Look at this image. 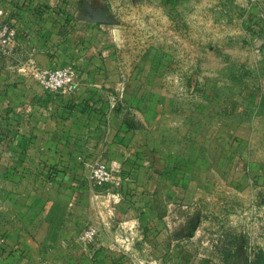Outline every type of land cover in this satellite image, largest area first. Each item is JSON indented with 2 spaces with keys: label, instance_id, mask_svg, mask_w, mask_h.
Returning <instances> with one entry per match:
<instances>
[{
  "label": "crops",
  "instance_id": "crops-1",
  "mask_svg": "<svg viewBox=\"0 0 264 264\" xmlns=\"http://www.w3.org/2000/svg\"><path fill=\"white\" fill-rule=\"evenodd\" d=\"M150 1L161 5L128 12L127 21L171 24L175 0ZM88 5L118 25L83 21ZM0 9L19 32L0 61V233L5 234L0 264H40L47 257L55 264H79L82 253L74 246L79 233L99 213L108 230V211L135 228L144 246L115 251V235H104L101 225L104 248L94 264H137L132 260L139 257L140 264H199L205 240L199 224L191 234H167L168 222L160 218L165 205L159 202L167 191L161 185L178 175L179 193L188 191L181 180L187 172L182 164L188 157L181 150L185 131L194 136L232 128L264 135V0H179L185 29L181 25L180 33L192 35L196 58L191 61L199 76L194 93L177 95L164 91L156 75L171 52L154 43L144 53L127 47L126 27L108 0H0ZM179 58L184 67V53ZM31 60L49 69L74 65L77 91H46L26 67ZM174 124L179 125V160L169 154ZM100 160L115 168L121 187L92 182ZM46 169L55 175L47 178ZM210 178L200 192H215ZM95 198L106 202L95 204Z\"/></svg>",
  "mask_w": 264,
  "mask_h": 264
},
{
  "label": "rangeland",
  "instance_id": "rangeland-1",
  "mask_svg": "<svg viewBox=\"0 0 264 264\" xmlns=\"http://www.w3.org/2000/svg\"><path fill=\"white\" fill-rule=\"evenodd\" d=\"M108 1L111 3L112 12L116 16H120L122 24L127 28H124V32H122L127 47H138L139 52L144 53L147 46L151 45L153 48L152 44L154 43L155 46L160 47L158 50L164 48L171 52L168 65L163 67L161 72H156V75H161L164 91L177 95L180 92H186L185 90H191L193 85L198 86V79H195L199 76L196 75L197 67L191 61L194 54L190 48L193 43L192 35L189 32L180 33L181 25V29H185L182 22H179V0H175L174 7L169 8V15L173 20L171 24L169 22L154 23L152 19L149 21L135 19L130 24L126 19L128 12L142 13L144 9L141 6L145 7L150 4L155 7L161 3L150 0H146L149 1L148 4L141 2L142 0L137 3L132 0ZM182 53L186 57V62L183 63L184 67L181 66L182 60L179 58ZM181 78L184 79L180 80ZM174 100L176 101V99ZM176 103L179 107V100ZM181 107L183 105L179 108ZM173 119L179 121V116H175ZM169 133L170 137L167 136V138L171 139L170 143H174L170 148L173 151L169 150V154L171 158L177 157L179 160V125L174 124ZM183 134L185 145L181 150L184 151L188 159L185 158V163L182 164L187 172L181 180L184 181V186L188 191L179 193V187H176L179 186L177 185L179 183L178 175L169 185L162 182L161 186L167 193H163L159 197V202L165 205L166 215L164 212L160 218L168 222L167 234L172 237H179V233H183V231L191 234L199 224L200 233L205 237V240L200 243L201 259L199 264H264V244L260 243L264 240L263 133L259 131L257 134L254 131L231 128L213 132L200 130L194 136L191 131H185ZM208 176H211L210 179L215 182V192L211 195L200 192V184L203 180H207ZM115 183H119V185L114 184L116 188L121 187L119 179ZM154 183L160 187L158 179ZM105 202L106 199H94L95 204L104 205ZM108 212H111L110 219H112L110 227H108L109 231L106 230L100 213L97 215L98 217L90 218L88 226L84 229L86 230L90 226L97 229L95 243L85 246L79 242V236L84 230L79 233L74 246L81 251L83 261L87 260L91 264L98 262V254L104 248L101 239L102 232L99 229L101 225L104 228V235L114 234L116 237L113 242V250L124 254L142 250L144 245L142 241H137L135 228L117 222L114 212ZM0 238L1 241L5 238L4 232L0 233ZM168 245L175 247L177 244L168 243ZM155 247V245H151V252ZM137 256L139 257V255ZM139 258H135L132 262L140 264L142 260L141 257ZM45 261L55 264L53 258L47 257ZM83 261L80 259L79 264H82ZM151 264L156 263L152 262Z\"/></svg>",
  "mask_w": 264,
  "mask_h": 264
},
{
  "label": "built area",
  "instance_id": "built-area-1",
  "mask_svg": "<svg viewBox=\"0 0 264 264\" xmlns=\"http://www.w3.org/2000/svg\"><path fill=\"white\" fill-rule=\"evenodd\" d=\"M5 19L6 13L3 9H0V61L2 56L7 53L9 47L15 43L19 37L17 27L12 22H8ZM261 22L264 25V11L261 15ZM26 67L30 69L32 77L46 91L52 93H75L79 87V75L76 67L72 64L65 67L49 69L41 68L34 60H31ZM182 79L184 78L180 80ZM196 88L197 85H193L191 90L185 91L192 94L195 92ZM90 178L98 187H104L113 183L119 185V183H115L118 180L115 168L103 160L96 162ZM96 237L97 229L94 226H90L80 234L79 242L88 246L91 243H95ZM45 260H42L40 264H50Z\"/></svg>",
  "mask_w": 264,
  "mask_h": 264
},
{
  "label": "water",
  "instance_id": "water-1",
  "mask_svg": "<svg viewBox=\"0 0 264 264\" xmlns=\"http://www.w3.org/2000/svg\"><path fill=\"white\" fill-rule=\"evenodd\" d=\"M87 9L89 11V15L83 18V21L110 26L118 25V22L112 17L108 16L103 10L92 8L89 5Z\"/></svg>",
  "mask_w": 264,
  "mask_h": 264
},
{
  "label": "trees",
  "instance_id": "trees-1",
  "mask_svg": "<svg viewBox=\"0 0 264 264\" xmlns=\"http://www.w3.org/2000/svg\"><path fill=\"white\" fill-rule=\"evenodd\" d=\"M47 171V174H46V177L47 178H51L53 175H55V171L53 169H46Z\"/></svg>",
  "mask_w": 264,
  "mask_h": 264
}]
</instances>
